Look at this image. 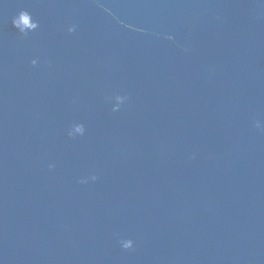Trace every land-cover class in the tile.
<instances>
[{
    "label": "water",
    "instance_id": "1",
    "mask_svg": "<svg viewBox=\"0 0 264 264\" xmlns=\"http://www.w3.org/2000/svg\"><path fill=\"white\" fill-rule=\"evenodd\" d=\"M257 122L264 0H0V264H264Z\"/></svg>",
    "mask_w": 264,
    "mask_h": 264
},
{
    "label": "clouds",
    "instance_id": "2",
    "mask_svg": "<svg viewBox=\"0 0 264 264\" xmlns=\"http://www.w3.org/2000/svg\"><path fill=\"white\" fill-rule=\"evenodd\" d=\"M13 26L23 35H27L29 32H34L39 28V24L34 22L32 19V16L27 12L23 11L19 13L17 17H15L12 21ZM76 31L75 26L69 28L70 33H74ZM32 64L35 66L37 64L36 60L32 61ZM127 100V97L125 96H116L115 97V106L113 108V111H119L120 106L123 105ZM258 128H264V125L257 122L256 125ZM86 132V129L83 124H76L72 127V129L69 131V136L72 138H75L77 136H84ZM90 179L92 181H95L97 179L96 176H91ZM81 183H87L88 180H81ZM122 248L125 250L132 249L134 246V242L132 240H122L121 242Z\"/></svg>",
    "mask_w": 264,
    "mask_h": 264
}]
</instances>
